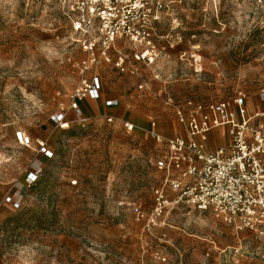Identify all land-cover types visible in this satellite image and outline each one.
Wrapping results in <instances>:
<instances>
[{
  "label": "rangeland",
  "instance_id": "rangeland-1",
  "mask_svg": "<svg viewBox=\"0 0 264 264\" xmlns=\"http://www.w3.org/2000/svg\"><path fill=\"white\" fill-rule=\"evenodd\" d=\"M72 2L0 0L1 264H264V235L183 205L155 213L166 149L149 133L152 122L164 136L183 133L176 107L189 101L243 91L251 111L264 107V1L165 0L151 46L117 41L94 55L72 27ZM147 49L153 60H137ZM95 76L102 94L83 100L88 121L69 110V127L54 124ZM20 191L19 209L5 202Z\"/></svg>",
  "mask_w": 264,
  "mask_h": 264
},
{
  "label": "built area",
  "instance_id": "built-area-1",
  "mask_svg": "<svg viewBox=\"0 0 264 264\" xmlns=\"http://www.w3.org/2000/svg\"><path fill=\"white\" fill-rule=\"evenodd\" d=\"M165 10V0H74L70 7L72 27L80 34L83 49L92 55L99 48L105 54L117 41L151 46L156 23ZM149 53L147 49L137 53L136 58L153 60ZM83 63L82 73L88 68V63ZM101 88L99 77L91 81L84 78L71 94L70 109L61 107L52 114V122L61 128L69 127V110L75 120L87 122L82 101L87 97L98 98ZM259 100L264 104V89ZM111 104L116 101H110ZM250 107L247 94L240 91L230 99L189 101L176 107L183 133L164 136L152 122L150 136L166 149L156 162L165 172L164 182L156 190L162 199L155 209L157 215L164 214L169 206L183 205L214 213L238 233L247 230L264 235V107L256 111ZM108 120L113 118L108 116ZM215 136H222L224 142L218 145ZM18 139L30 145V138L21 132ZM39 145L47 157L53 156L43 141ZM38 177L37 172H29L26 185L31 187ZM169 192L174 198H166ZM25 196L20 191L7 195L5 202L19 209ZM134 213L143 216L139 207L134 208Z\"/></svg>",
  "mask_w": 264,
  "mask_h": 264
},
{
  "label": "crops",
  "instance_id": "crops-1",
  "mask_svg": "<svg viewBox=\"0 0 264 264\" xmlns=\"http://www.w3.org/2000/svg\"><path fill=\"white\" fill-rule=\"evenodd\" d=\"M101 94H102V90H101ZM101 94H100V96H101ZM100 96L98 97V98H91L92 100H98L99 98H100ZM114 101V100H113ZM109 102V101H108ZM108 102L106 103V106H115L116 104H111V105H109L108 104ZM82 106L84 107V102L82 101ZM90 107H91V109L93 110V111H95V112H105V108L106 107H100L99 105H97L96 107H97V110H96V108H95V106L92 104V103H90ZM107 107V108H108ZM84 109H85V111H86V114H88V110L84 107ZM88 116V115H87ZM42 154V157H45V158H49V157H47L43 152H41ZM32 172H37V171H35V170H31ZM30 171V172H31ZM38 173V172H37ZM14 195H17V193H15Z\"/></svg>",
  "mask_w": 264,
  "mask_h": 264
}]
</instances>
